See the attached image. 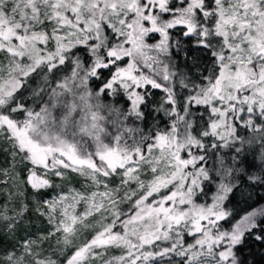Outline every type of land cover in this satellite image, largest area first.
Masks as SVG:
<instances>
[{"label":"snow or ice","instance_id":"1","mask_svg":"<svg viewBox=\"0 0 264 264\" xmlns=\"http://www.w3.org/2000/svg\"><path fill=\"white\" fill-rule=\"evenodd\" d=\"M157 92L169 123L146 131ZM0 138L9 202L83 180L33 201L35 239L28 203L0 205V264H248L264 197L229 200L264 187V0H0Z\"/></svg>","mask_w":264,"mask_h":264},{"label":"trees","instance_id":"2","mask_svg":"<svg viewBox=\"0 0 264 264\" xmlns=\"http://www.w3.org/2000/svg\"><path fill=\"white\" fill-rule=\"evenodd\" d=\"M100 84V81H96V86ZM162 93L157 92L156 95L152 98L156 103H151L150 107L145 109L146 112V124L144 125L146 131L154 130L156 127L161 129L167 127L169 120L163 112H156L155 109L158 107V102ZM111 100V98H109ZM119 103L123 106H130V102L127 101L126 97H117ZM11 150L10 144L3 138H0V168L8 167L9 164V152ZM255 150H249L247 155L248 158L251 160L254 155ZM23 166L21 165L18 170L21 171V174L24 175L22 171ZM40 170L38 169V173ZM82 178L77 177L73 173H68V179L60 180L58 178L55 179V183L59 184V188H49L45 190H41L39 193H35L30 186H27V191L25 193V197H18L11 202L7 199V191H0V205L7 204L9 209L18 206L20 200H24L25 203L29 204V211L25 214L24 222L18 226L16 232V239L19 240L23 237L27 236H37L41 231H44L47 228L48 222L44 218V216H40L38 213L35 212V205L33 203L34 200H43L46 197L52 195L53 193L57 192L60 189H64V187L71 184H81ZM11 183V182H10ZM243 186L240 188L238 192L235 193L234 196L230 197L229 203L234 206H237L241 210L244 207H247L245 204L238 203L246 199L248 196H251L253 200L248 201L249 204L255 202L261 197H264V187L259 185H252L249 186L247 182H242ZM4 185H0V189H3ZM8 191H12L11 188L8 187ZM13 191H16L15 188ZM208 196L205 198L210 202L211 196L215 193V185H209L206 188ZM92 235L90 230H86L82 239L80 240L79 244L84 242L85 239L90 238ZM14 241L11 237H6L0 239V249H10V245L13 244ZM251 250H246L244 252V256L248 261V264H264V248H261L258 245H249L248 246ZM115 251V250H113ZM0 254H4L3 251H0ZM118 254V253H117Z\"/></svg>","mask_w":264,"mask_h":264},{"label":"rangeland","instance_id":"3","mask_svg":"<svg viewBox=\"0 0 264 264\" xmlns=\"http://www.w3.org/2000/svg\"><path fill=\"white\" fill-rule=\"evenodd\" d=\"M82 183H83V181H82ZM82 183H81V184H78V185H76V184H71V185H68V186L66 185V186L64 187V189H60V190H58L57 192H60V191H67L69 188H76V189H78V190H83V189L81 188ZM9 188H11L12 191H13V189H14V187L11 185V183L9 184ZM57 192H55V193H53L52 195L46 197V199H51V198H52ZM83 207H84L83 204L79 205V206L77 207V212H81V211H83ZM44 218H45L46 221H47V217L44 216ZM90 219H93V218H90ZM51 227H52L51 225L47 224V228H45L44 231H41L42 233H40L39 235H44V234H46V233L51 229ZM85 231H86V230H85ZM85 231H82V232H78V233H77L76 237L74 238V242H75L76 244H79V242H80V240L82 239V237H83ZM37 236H38V235H37ZM37 236H31V237H32L33 239H35ZM42 248H43L44 250H47L45 254H49V255H50L51 252H52V250L55 249V248H57V245H56V241H55V239H51V240H46V241H44L43 244H42ZM9 250H11V249H9ZM0 256H3V254H0ZM53 259H59V260H62V259H63V254H62V253H57L56 256H53Z\"/></svg>","mask_w":264,"mask_h":264}]
</instances>
